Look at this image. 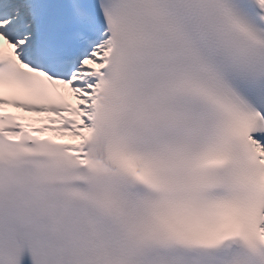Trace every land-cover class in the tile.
Wrapping results in <instances>:
<instances>
[{
    "label": "snow or ice",
    "instance_id": "1",
    "mask_svg": "<svg viewBox=\"0 0 264 264\" xmlns=\"http://www.w3.org/2000/svg\"><path fill=\"white\" fill-rule=\"evenodd\" d=\"M0 264H264V0H0Z\"/></svg>",
    "mask_w": 264,
    "mask_h": 264
},
{
    "label": "bare ground",
    "instance_id": "2",
    "mask_svg": "<svg viewBox=\"0 0 264 264\" xmlns=\"http://www.w3.org/2000/svg\"><path fill=\"white\" fill-rule=\"evenodd\" d=\"M72 99L74 100V97Z\"/></svg>",
    "mask_w": 264,
    "mask_h": 264
}]
</instances>
